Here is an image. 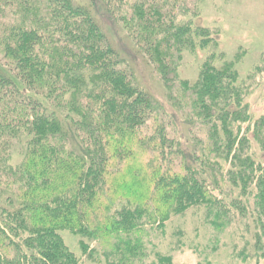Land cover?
<instances>
[{
	"label": "trees",
	"instance_id": "16d2710c",
	"mask_svg": "<svg viewBox=\"0 0 264 264\" xmlns=\"http://www.w3.org/2000/svg\"><path fill=\"white\" fill-rule=\"evenodd\" d=\"M89 1L0 0V264H86L64 230L103 264H173L158 246L188 214L208 235L189 245L197 264L220 250L264 264V112L245 101L239 56L193 24L197 0H101L163 85L157 100ZM198 50L197 77L180 78Z\"/></svg>",
	"mask_w": 264,
	"mask_h": 264
},
{
	"label": "rangeland",
	"instance_id": "374dc122",
	"mask_svg": "<svg viewBox=\"0 0 264 264\" xmlns=\"http://www.w3.org/2000/svg\"><path fill=\"white\" fill-rule=\"evenodd\" d=\"M102 1L106 4L104 0ZM102 1L97 0L94 3L97 6L96 17L100 26L108 34L116 49L130 63L142 86L155 99L164 101V88L160 80L150 65L144 62L142 54L137 53L138 50L114 16H111L116 9L107 4L109 11ZM119 3H121L119 0H112L113 7H118ZM197 5V11L194 17L192 16L193 24L213 30L217 50L223 54L224 59L235 60L234 58L239 56L236 65L239 84L246 92L245 101L249 109L254 116H259L264 112V0H197ZM208 55L204 50L187 53L179 70L180 78L195 80L201 64L209 57ZM176 229L182 231L187 246L172 250L169 235ZM62 234L65 243L77 255L84 257L86 264H103L100 257L91 259L88 255L82 254L81 245L86 243L92 246L90 240L69 230L62 231ZM207 236L206 228L198 227L195 217L190 214L179 216L169 222L167 236L158 249L165 253L171 251L173 264H197L200 261V253L204 250L200 249L199 253L190 249L189 245L194 241L205 248ZM208 256L211 257L212 264H235L224 250L210 253Z\"/></svg>",
	"mask_w": 264,
	"mask_h": 264
}]
</instances>
